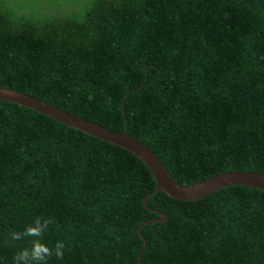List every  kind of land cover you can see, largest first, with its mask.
<instances>
[{
    "label": "trees",
    "instance_id": "trees-1",
    "mask_svg": "<svg viewBox=\"0 0 264 264\" xmlns=\"http://www.w3.org/2000/svg\"><path fill=\"white\" fill-rule=\"evenodd\" d=\"M17 11L0 0V87L127 130L183 185L264 175V0ZM156 186L130 153L0 101V264L31 246L7 237L36 217L54 221L44 243L68 245L48 264H264V190L159 192L146 207Z\"/></svg>",
    "mask_w": 264,
    "mask_h": 264
},
{
    "label": "water",
    "instance_id": "water-1",
    "mask_svg": "<svg viewBox=\"0 0 264 264\" xmlns=\"http://www.w3.org/2000/svg\"><path fill=\"white\" fill-rule=\"evenodd\" d=\"M0 101L26 107L67 126L69 129L83 132L96 138L98 141L115 146L135 156L148 168L157 184L156 189L144 200V205L146 207H148L147 203L149 199L159 192H164L180 201H199L233 186H247L264 190V175L246 172L224 174L192 186L183 185L173 177L162 159H159V157L145 144L131 137L127 130L125 132L112 130L65 111L39 98L10 88L0 87ZM161 216H164L163 220L152 219L144 222L139 232L141 233L143 227L149 223L165 222L167 220L164 214H161ZM143 241L145 242V247H147V240L145 237H143ZM144 250L145 249H143V252ZM140 260H142V258Z\"/></svg>",
    "mask_w": 264,
    "mask_h": 264
},
{
    "label": "clouds",
    "instance_id": "clouds-1",
    "mask_svg": "<svg viewBox=\"0 0 264 264\" xmlns=\"http://www.w3.org/2000/svg\"><path fill=\"white\" fill-rule=\"evenodd\" d=\"M53 223L51 218L36 217L34 222L28 224L23 231L10 229L7 237L10 241L34 238L30 247H22L16 252L12 264H48V260L52 257L62 260L68 246L65 241L57 240L53 246H49L41 239Z\"/></svg>",
    "mask_w": 264,
    "mask_h": 264
},
{
    "label": "rangeland",
    "instance_id": "rangeland-1",
    "mask_svg": "<svg viewBox=\"0 0 264 264\" xmlns=\"http://www.w3.org/2000/svg\"><path fill=\"white\" fill-rule=\"evenodd\" d=\"M92 0H5L6 4L17 8L18 15L42 17L51 13L68 14L83 10Z\"/></svg>",
    "mask_w": 264,
    "mask_h": 264
}]
</instances>
